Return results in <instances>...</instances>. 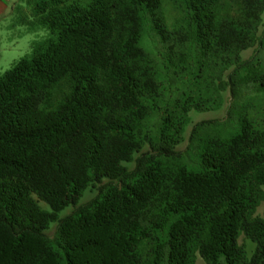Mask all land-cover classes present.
<instances>
[{"label":"trees","instance_id":"16d2710c","mask_svg":"<svg viewBox=\"0 0 264 264\" xmlns=\"http://www.w3.org/2000/svg\"><path fill=\"white\" fill-rule=\"evenodd\" d=\"M27 2L48 37L0 73V264H264V0Z\"/></svg>","mask_w":264,"mask_h":264},{"label":"rangeland","instance_id":"374dc122","mask_svg":"<svg viewBox=\"0 0 264 264\" xmlns=\"http://www.w3.org/2000/svg\"><path fill=\"white\" fill-rule=\"evenodd\" d=\"M16 2V4L20 7L15 13L5 14L2 18H0V73L10 69L19 59L30 54L32 46L34 44L39 43L40 41L46 39L48 37V33L40 28L36 22L34 21V17H32L30 12V5L27 4V0H11ZM25 19L27 21H31V25L23 24L22 20ZM252 54L251 51H248L243 54V58L247 59ZM198 78H193V76L189 77V81L178 82L168 93V104L172 105L177 99L182 98L186 93H188L189 89H192L196 84ZM165 106L159 105V112L164 111ZM191 123L208 121V120H220L224 117V111L220 113L213 112H204V113H196L191 112ZM237 121V114H234L228 121L227 126H232ZM189 125V126H190ZM191 126L188 128L185 135V142L179 146L176 150L179 152H184L187 147V139L191 130ZM210 130L207 129L205 131H200L197 136V140L193 143V146L189 150V154L184 156L182 159L183 165L188 170L194 171L198 169V160L197 153L199 150V139L203 137L204 133H210ZM91 198V195L86 192L83 198L80 200L79 205L88 201ZM42 209H46L47 207L44 204H40ZM72 207L67 208L63 212L60 213L59 217L63 218L66 215L70 214ZM262 212V207L258 210L260 214ZM55 225H51L54 227ZM53 228L50 229L46 234L51 236L53 233ZM240 244H245L247 248L250 250L251 246L246 244L242 238L239 239ZM195 264H204L200 258H197Z\"/></svg>","mask_w":264,"mask_h":264},{"label":"crops","instance_id":"0c3cea01","mask_svg":"<svg viewBox=\"0 0 264 264\" xmlns=\"http://www.w3.org/2000/svg\"><path fill=\"white\" fill-rule=\"evenodd\" d=\"M20 8L16 2L11 0H0V18L5 16L8 13H15L17 9Z\"/></svg>","mask_w":264,"mask_h":264}]
</instances>
